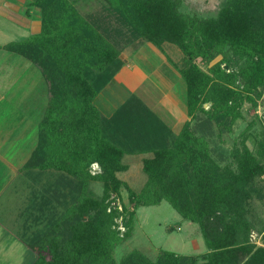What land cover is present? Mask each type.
<instances>
[{
	"label": "trees",
	"instance_id": "trees-1",
	"mask_svg": "<svg viewBox=\"0 0 264 264\" xmlns=\"http://www.w3.org/2000/svg\"><path fill=\"white\" fill-rule=\"evenodd\" d=\"M74 1H29L39 11V33L0 45L32 61L47 82L39 140L21 167L32 184L26 218L45 224L29 235L22 222L21 240L35 251L28 264H264V234L261 245L252 243L253 223L244 219L259 194L253 181L264 171V133L253 151L249 123L224 147L243 104L264 94V0H221L213 16L185 10L184 0H97V14L81 13ZM140 38L164 52L184 84L187 119L168 146H155L160 131L148 129L147 108L136 96L110 114L94 102L121 63L122 44ZM166 43L181 51L180 62ZM133 153L152 155L142 159L146 180L138 192L129 190L131 201H169L198 224L205 253L114 255L134 212L112 204L111 193L117 172L129 168L123 157ZM92 181L101 183V194L90 189Z\"/></svg>",
	"mask_w": 264,
	"mask_h": 264
},
{
	"label": "rangeland",
	"instance_id": "rangeland-1",
	"mask_svg": "<svg viewBox=\"0 0 264 264\" xmlns=\"http://www.w3.org/2000/svg\"><path fill=\"white\" fill-rule=\"evenodd\" d=\"M74 2L77 9L83 14L88 12L97 14L103 11L97 0H75ZM220 2L221 0H184L183 8L195 11L200 15L213 16L216 14ZM108 20L111 24L115 23L111 17ZM27 33L26 30L15 28L14 31H3L0 34V39L5 40L6 44L12 42V38H18V41H21L19 38L25 36ZM8 39L10 40L8 41ZM146 42V40L140 38L132 41L130 44H122L121 53L118 58L122 63L124 60L128 61V59L132 60L135 58L137 61H141L149 66V63L144 61L143 56L140 55L142 53L145 56L149 55V48L145 46ZM164 45L165 52L174 60L180 62L182 54L178 47L167 43ZM219 59L220 56H217L211 63ZM114 63H112L108 70L112 68ZM91 74L95 77V85L99 86L102 79L98 78V72L93 70ZM176 74L181 78L179 73L176 72ZM109 83L110 81L106 84L108 85ZM174 88L177 94L183 98V103L181 104L184 110V84L182 80H179ZM110 89L109 86L95 100L99 98V103L104 106L103 100L107 97L106 95L110 92ZM47 100V82L41 70L23 55L2 47L0 49V157L13 156L14 158H20L23 149L27 153L30 152L36 143L39 127L38 121L43 116V108ZM263 111L264 94L260 98H256L255 105L245 102L242 106L243 116L235 123L233 132L225 136L224 147L229 149L233 139L238 138L239 133L251 123L250 136L246 143L254 151L256 149L255 140L259 139L264 133ZM184 113L186 114L185 110ZM185 114L182 116V119L178 120L177 127L173 132L171 131V133L165 134V136L162 135V137H153L156 140L154 141L156 147L168 146L173 142L184 121L187 119V115L185 117ZM147 117L149 118L146 122L150 130L152 129V121L156 118L151 114ZM161 133L162 131L157 134L161 136ZM151 155V153L126 154L123 160L129 165V168L117 172V181L111 193L112 204L114 203L119 209L123 205H126L129 209L133 210L134 215L130 235L115 247L114 255L120 257L132 249L139 250L151 258H154L162 249L173 251L176 254L193 256L205 253L208 249L204 243L198 224L184 220L169 201L164 199L158 204L149 206H142L137 202L131 201L129 190L138 192L146 180V175L141 167L142 159ZM97 167V164H93L91 172L94 173ZM0 171H2L1 168ZM253 185L259 194L254 196L244 219H246L247 223H253V229L249 235L251 242L261 245L264 234V171L262 174L255 176ZM17 186L16 195L14 194L11 197L9 204L19 207L25 205L27 200L23 201L26 194L24 188L18 189ZM89 187L96 194H101L102 192V185L98 181L90 182ZM13 198H16L15 201H12ZM17 207L12 209L9 207L7 212L8 219H13L15 212H18ZM121 219L122 216H119L117 221L119 222L120 231H123L125 227ZM26 223H28L26 226L28 227L27 231L29 235L30 231L32 234L40 231V234L45 229L44 221H39L35 224L31 220V217H29ZM6 228L10 232H14L16 228L17 231H20V224L14 221L13 223L8 222ZM1 233L0 238L4 242L7 243V241L11 240V233L8 232V236L3 232ZM23 249L26 251V248ZM27 250L30 251L29 249ZM34 253L35 251L28 253L29 256L26 257L27 260L24 261V264L33 259ZM12 256L16 257L14 252L7 256V259L10 257L7 263L13 259Z\"/></svg>",
	"mask_w": 264,
	"mask_h": 264
},
{
	"label": "crops",
	"instance_id": "crops-1",
	"mask_svg": "<svg viewBox=\"0 0 264 264\" xmlns=\"http://www.w3.org/2000/svg\"><path fill=\"white\" fill-rule=\"evenodd\" d=\"M29 1L31 0H0V34L6 30L14 31L15 28L20 30L23 29L28 33L19 38V40H22L30 35L39 33L41 28L40 16L37 8L28 5ZM10 39H8V41ZM12 39L18 41V38ZM4 44H6V41L0 39V45ZM145 46L149 48V55L145 56L142 52L140 55L143 56L144 61L149 63V66L141 61H137L135 58L132 60L128 59V61L122 60L123 63L121 62L112 73L109 80L110 83L108 85L105 84L96 96L99 97V95L110 86L109 95L107 94V97L103 100L104 106L99 103V98L94 102L102 113L110 114L123 103L129 95L136 96L147 108L148 112L146 116L151 114L156 118V121H152L151 127L152 129H158L160 132L162 131L161 136L158 135L159 132H156L157 137H162V135L165 136V134H169L171 131L173 132L177 127L178 120L182 119V116L185 114L181 104L183 103V98L177 94L174 88L175 84L178 83L179 80L181 81V78L177 76L176 72L178 73V71L167 60L161 49L159 50L158 47L149 41L146 42ZM1 48L0 46V49ZM45 107L43 108V112ZM148 118L149 117H147V119ZM40 119L41 117L39 121ZM38 140L39 131L36 143L35 145L33 144L34 147L29 153L23 149L20 158H14L13 156L0 157V168L2 169V171H0V234H2L1 232L6 235L8 232L11 233V240L9 242L7 241V243L0 238V264H24V261L27 260L26 257L29 256L28 253L31 252L21 240L19 234L22 222L26 219V213L24 212L25 208L31 204L30 194L32 188L31 182L26 178V174L21 167L31 155ZM16 186L18 189L24 188L26 191L23 201H27L25 205L22 206L20 204L21 206L19 207L9 204L11 197L14 196V194L16 195ZM15 199L13 198L12 201H15ZM9 207H11V209L17 207L18 209L13 219H8L7 212ZM13 221L20 224V231H17L16 228L14 232H10L6 228V224L8 222L13 223ZM23 248H26V251ZM13 252L16 257L12 256L13 259L7 263L10 258L8 257L7 259V256ZM30 260L26 264H28Z\"/></svg>",
	"mask_w": 264,
	"mask_h": 264
},
{
	"label": "water",
	"instance_id": "water-1",
	"mask_svg": "<svg viewBox=\"0 0 264 264\" xmlns=\"http://www.w3.org/2000/svg\"><path fill=\"white\" fill-rule=\"evenodd\" d=\"M223 67L226 69V66L225 65Z\"/></svg>",
	"mask_w": 264,
	"mask_h": 264
}]
</instances>
